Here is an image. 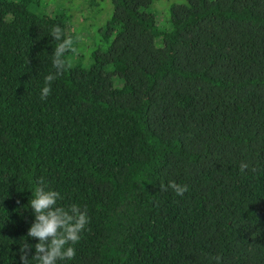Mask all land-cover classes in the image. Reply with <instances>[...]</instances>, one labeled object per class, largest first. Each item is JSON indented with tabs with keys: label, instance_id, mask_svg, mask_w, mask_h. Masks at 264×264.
I'll return each mask as SVG.
<instances>
[{
	"label": "trees",
	"instance_id": "trees-1",
	"mask_svg": "<svg viewBox=\"0 0 264 264\" xmlns=\"http://www.w3.org/2000/svg\"><path fill=\"white\" fill-rule=\"evenodd\" d=\"M110 1L42 100L51 29L80 46L70 1L0 0V264L38 243L41 180L90 217L58 264H264V0H168L161 24L162 0Z\"/></svg>",
	"mask_w": 264,
	"mask_h": 264
},
{
	"label": "clouds",
	"instance_id": "clouds-1",
	"mask_svg": "<svg viewBox=\"0 0 264 264\" xmlns=\"http://www.w3.org/2000/svg\"><path fill=\"white\" fill-rule=\"evenodd\" d=\"M51 36L57 42L52 54V64L55 74H49L45 77V86L41 91V99H46L51 93V83L71 67L65 59L67 52L75 53L73 40L65 38L62 40L63 31L59 25L51 29ZM250 165L242 162L240 165L241 174ZM254 170V169H253ZM171 188L178 196H183L188 191L187 185L177 184L171 181L168 187L161 185L162 191ZM60 199V193L55 190H48L44 186L43 180L35 187L32 198L29 200V207L34 216V222L31 224L27 236L32 240H37L34 246L25 244L20 251V264H58L59 261L72 260L76 256V250L70 245L78 243L81 233L90 223V217L87 211H82L78 205L73 204L65 209L57 206ZM19 204L20 201H17ZM34 247V254L32 249ZM216 264H221L222 257L213 256Z\"/></svg>",
	"mask_w": 264,
	"mask_h": 264
},
{
	"label": "rangeland",
	"instance_id": "rangeland-1",
	"mask_svg": "<svg viewBox=\"0 0 264 264\" xmlns=\"http://www.w3.org/2000/svg\"><path fill=\"white\" fill-rule=\"evenodd\" d=\"M47 11L53 14L56 11L57 1L62 0H44ZM66 3V10L73 13L72 22H69L70 32H74L77 41L80 42V46L76 51L74 57H84L83 65L88 66L90 55L95 50L98 40L99 32L103 29L107 20L112 14V4L110 0H99V7L91 9L87 6L84 0H69ZM168 0H162L158 2L157 9L159 11L158 23L165 22V13L168 15V8L173 3H183L184 0H172L166 9ZM155 9V7H154ZM158 45H162V41H158ZM80 59V58H79ZM78 59V60H79ZM73 60V59H72ZM77 60V61H78ZM73 63V62H71ZM120 86V83H119Z\"/></svg>",
	"mask_w": 264,
	"mask_h": 264
}]
</instances>
